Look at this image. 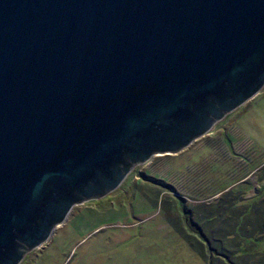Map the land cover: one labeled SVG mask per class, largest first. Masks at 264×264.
<instances>
[{
	"label": "water",
	"instance_id": "obj_1",
	"mask_svg": "<svg viewBox=\"0 0 264 264\" xmlns=\"http://www.w3.org/2000/svg\"><path fill=\"white\" fill-rule=\"evenodd\" d=\"M263 90L264 0H0V264Z\"/></svg>",
	"mask_w": 264,
	"mask_h": 264
},
{
	"label": "rangeland",
	"instance_id": "obj_2",
	"mask_svg": "<svg viewBox=\"0 0 264 264\" xmlns=\"http://www.w3.org/2000/svg\"><path fill=\"white\" fill-rule=\"evenodd\" d=\"M264 187V90L238 113L172 156L145 162L109 197L74 212L22 264H204L169 221L227 191ZM148 196L157 195L152 205ZM255 250L264 251V239Z\"/></svg>",
	"mask_w": 264,
	"mask_h": 264
},
{
	"label": "trees",
	"instance_id": "obj_3",
	"mask_svg": "<svg viewBox=\"0 0 264 264\" xmlns=\"http://www.w3.org/2000/svg\"><path fill=\"white\" fill-rule=\"evenodd\" d=\"M145 196L152 205L161 200ZM174 202L179 217L168 224L204 264H264V251L255 250L264 239V187L247 199L240 191H227L188 212L182 201Z\"/></svg>",
	"mask_w": 264,
	"mask_h": 264
},
{
	"label": "flooded vegetation",
	"instance_id": "obj_4",
	"mask_svg": "<svg viewBox=\"0 0 264 264\" xmlns=\"http://www.w3.org/2000/svg\"><path fill=\"white\" fill-rule=\"evenodd\" d=\"M125 159H126L127 161H129L127 157H125ZM122 160H124V157H123V159H122ZM129 162H130V161H129ZM119 167H120V165H119Z\"/></svg>",
	"mask_w": 264,
	"mask_h": 264
}]
</instances>
